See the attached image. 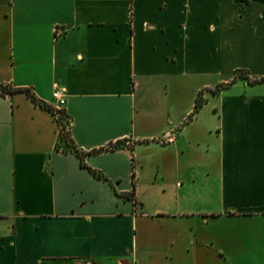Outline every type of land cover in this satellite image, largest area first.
<instances>
[{
    "label": "crops",
    "instance_id": "obj_1",
    "mask_svg": "<svg viewBox=\"0 0 264 264\" xmlns=\"http://www.w3.org/2000/svg\"><path fill=\"white\" fill-rule=\"evenodd\" d=\"M261 78L264 0H0V83L66 88L83 155L0 91V264H264Z\"/></svg>",
    "mask_w": 264,
    "mask_h": 264
},
{
    "label": "trees",
    "instance_id": "obj_2",
    "mask_svg": "<svg viewBox=\"0 0 264 264\" xmlns=\"http://www.w3.org/2000/svg\"><path fill=\"white\" fill-rule=\"evenodd\" d=\"M239 74H242L240 76V78H243V79H249V76L247 75V72H242V71H239L236 73V77H235V80H237V78L239 77ZM260 82H264V78H261L259 80H253V81H250V83H260ZM0 91L4 94H14V93H17V92H25L31 99L32 101L37 104L38 106L42 107V108H45V109H48V110H51L55 116V113L58 114V123L61 127V130L63 132V138L64 140L66 141L67 145L68 146H71L72 147V151H75L76 154H78L81 158V160L83 161V155L81 152H79L71 143H72V140H71V135L69 133V130H68V125H69V120H68V116L67 114L62 110V111H55L54 109H52L50 106H48L47 104L39 101L35 95L32 94V92L30 90H24V89H13L9 86H6L2 83H0ZM204 105V100L202 98H199L197 100V103H196V108H195V114L198 113V111L200 110V108ZM68 130V132L66 131ZM119 144H116L114 146H110L109 148L110 149H115L116 147H118ZM100 151H104V148L100 149V150H95L94 153H97V152H100ZM84 165V164H83ZM94 174H97V172H94ZM99 177H101V175L99 174L98 175ZM132 196H130L129 198H132Z\"/></svg>",
    "mask_w": 264,
    "mask_h": 264
},
{
    "label": "built area",
    "instance_id": "obj_3",
    "mask_svg": "<svg viewBox=\"0 0 264 264\" xmlns=\"http://www.w3.org/2000/svg\"><path fill=\"white\" fill-rule=\"evenodd\" d=\"M67 90L63 87L55 86L52 93V100L56 106L55 111H62L66 104ZM55 117L58 119V114L55 113ZM174 135L167 133L162 136L158 141L162 144H169L174 141Z\"/></svg>",
    "mask_w": 264,
    "mask_h": 264
},
{
    "label": "rangeland",
    "instance_id": "obj_4",
    "mask_svg": "<svg viewBox=\"0 0 264 264\" xmlns=\"http://www.w3.org/2000/svg\"><path fill=\"white\" fill-rule=\"evenodd\" d=\"M242 74H239V77L241 76ZM68 132V130H66Z\"/></svg>",
    "mask_w": 264,
    "mask_h": 264
}]
</instances>
